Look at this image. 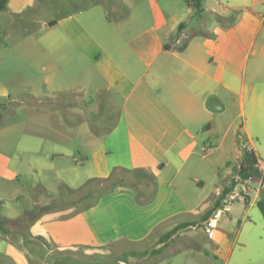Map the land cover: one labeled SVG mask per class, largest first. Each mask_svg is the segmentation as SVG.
Segmentation results:
<instances>
[{"label":"crops","instance_id":"obj_1","mask_svg":"<svg viewBox=\"0 0 264 264\" xmlns=\"http://www.w3.org/2000/svg\"><path fill=\"white\" fill-rule=\"evenodd\" d=\"M216 2L204 6L202 0L204 12L214 14L210 24L202 20V28L189 30V20L180 32L182 16L161 9L154 24L137 25L115 18L101 1L47 24L29 53L37 54L35 74L44 79V95L57 97V140L65 145L85 140L91 151L75 162L92 163L88 179L107 178L115 168H142L154 176L156 192L149 201L142 195V202L137 192L118 186L85 206L72 202L44 214L42 197L31 194L19 203L24 185L5 161L0 164V264H64L59 251L119 242H149L158 256L155 264H177L172 255H182L181 264H264V216L253 212L258 199L243 200L248 206H242L246 211L238 223L230 215L220 224L233 204L225 209L222 200L214 208L243 147L256 152L264 170L257 150L264 143V0ZM233 10H239L233 24L221 19ZM187 12L194 13L189 6ZM179 38L187 41L182 50ZM21 85L32 87L31 97L41 100L40 86ZM10 86L0 79V97L22 101ZM89 93L92 102L84 97ZM211 95L224 110L207 108ZM101 107L114 117L97 115ZM74 108L85 118L73 121ZM223 164L225 176L219 175ZM38 189L46 191V185L35 184ZM219 209L210 235L207 223ZM54 251L57 263H50ZM137 253L130 252L133 264L150 256Z\"/></svg>","mask_w":264,"mask_h":264},{"label":"rangeland","instance_id":"obj_2","mask_svg":"<svg viewBox=\"0 0 264 264\" xmlns=\"http://www.w3.org/2000/svg\"><path fill=\"white\" fill-rule=\"evenodd\" d=\"M99 1L105 4L106 9L115 18L122 21L130 19L137 25L143 22L149 25L154 24L158 20V11L161 9L169 16L172 14L182 16L181 21L191 20L189 30L202 28L198 26L202 20L209 24L214 20V14L210 11H205L202 16L188 13L186 0H10L7 8L0 12V79L9 82L13 96L19 95L22 101L6 103L8 97H0V164L8 161L19 172L25 195L19 203H27L31 194L42 197V205L47 208L44 214L57 212V208L70 207L69 204L72 202H77L79 207L85 206L104 190L103 187L108 182L98 180L89 182L91 179H88V172L92 163L84 162V160L75 162L91 151L89 147H85V140L70 141L66 145L57 140V97L44 95V79L35 74L37 54H30L29 51L38 44V37L45 31L51 20H57L75 8ZM203 1L204 6L217 5L216 0ZM257 8L263 9L261 6ZM233 15L231 12L227 22L233 18ZM21 83L40 86L41 100H34L31 97L32 87L18 86ZM90 95L89 93L84 96L87 102H92ZM84 97H81L78 102L86 110L87 104ZM73 111L76 113L71 117L73 121L78 122L85 118L84 112L76 108ZM98 114L104 117L108 114L111 119L114 117L111 109L102 107L97 110ZM84 134L87 135L85 132ZM257 150L264 161V143L258 144ZM2 167L3 165H0V168ZM220 168L219 175L225 176L227 168L224 164ZM153 172L155 173V170ZM138 176L135 170L117 171L115 175L121 181V185L147 196L151 193L153 184L148 177L139 179ZM86 181L87 183L82 185ZM41 182L46 185V191L38 189L35 192L33 186ZM79 185H82L81 188L76 189ZM231 204L234 211L224 212L220 219L222 225L230 215L236 218L235 223H238L245 215L246 210L241 211L242 206L247 205L243 200H236ZM51 207H55V210L48 211ZM253 212L260 213L256 204ZM151 246L149 242L137 246L119 242L106 248L59 251L63 255L60 262L64 264H133L135 259L130 256V252L136 249L137 254L150 255L141 264H155L153 262L158 256L151 251ZM53 253L49 262L57 263V251ZM163 257L166 261L171 256ZM172 257L174 262L181 264L182 255H172Z\"/></svg>","mask_w":264,"mask_h":264},{"label":"trees","instance_id":"obj_3","mask_svg":"<svg viewBox=\"0 0 264 264\" xmlns=\"http://www.w3.org/2000/svg\"><path fill=\"white\" fill-rule=\"evenodd\" d=\"M8 2H9V0H0V12L7 8ZM186 3L190 8H192L194 14H196L198 16H202V14L204 12V6L202 3V0H186ZM238 12H239V10H233L232 11V13L234 15H233V18H231L229 20V24H233L236 21ZM228 17L229 16L221 17V19L227 21ZM53 22L54 21H51V22H49V24L52 25V24H54ZM185 25H186V22L180 23L179 28H178V32H180L184 28ZM186 44H187V41H184L180 45L179 49L180 50L184 49ZM258 165H259V158H258V155L256 154V152L253 149H248L247 147H243L242 148V156H241L239 163L236 165L235 173H234V176L231 180V183L229 186L225 187L222 190V192L220 193L219 197L217 198V200L215 202L214 208L217 209L221 206L222 200H223L224 196L226 195V193H228L234 187V185L237 183V180H236L237 175L244 178V177H246L250 174H253V173H260ZM126 170H128V169L115 168L113 170V172L109 175V177L104 178V179L96 178V179H92L91 181H89V182H92V181L98 180V181L108 182L106 185H104V187H103L104 190H102L101 193H99L94 198L93 202H95L96 199L101 194L108 192V191H111V190H114L118 186H123V185H121V181H119V179H117L115 177V175H116L117 171H126ZM133 170L137 171V173L139 175L138 176L139 179H146L148 177V179L151 180V182L153 184V189H152L150 194H148L147 196L144 195L145 196L144 199H146V201L151 200L153 198V196L155 195V192H156V187H155L156 184H155L154 176L142 168L131 169L128 171H133ZM141 196L142 195L140 193H137L136 194L137 200L142 201L141 199H143V198ZM257 206L259 207V209L261 210V212L264 216V197H261L260 199H258Z\"/></svg>","mask_w":264,"mask_h":264},{"label":"built area","instance_id":"obj_4","mask_svg":"<svg viewBox=\"0 0 264 264\" xmlns=\"http://www.w3.org/2000/svg\"><path fill=\"white\" fill-rule=\"evenodd\" d=\"M182 40L179 38L176 40V43L180 44ZM260 173H253L250 174L244 178L240 176H236L237 183L234 185V187L226 193V195L223 198V201L227 203L225 209H228V204L232 203L236 200H244L248 201L251 198L259 199L261 190L264 188V170L260 166V160L258 165ZM221 209H219L214 218H212L207 223V232L212 235L213 228L216 227V220L217 217L221 214Z\"/></svg>","mask_w":264,"mask_h":264},{"label":"water","instance_id":"obj_5","mask_svg":"<svg viewBox=\"0 0 264 264\" xmlns=\"http://www.w3.org/2000/svg\"><path fill=\"white\" fill-rule=\"evenodd\" d=\"M206 106L213 112H221L222 110H224L223 102L219 100V98L215 95H211L208 98Z\"/></svg>","mask_w":264,"mask_h":264}]
</instances>
